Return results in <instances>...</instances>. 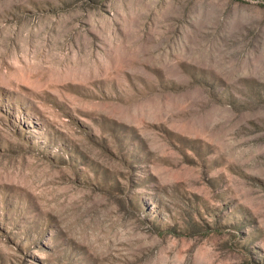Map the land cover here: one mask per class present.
Instances as JSON below:
<instances>
[{
    "label": "rangeland",
    "instance_id": "rangeland-1",
    "mask_svg": "<svg viewBox=\"0 0 264 264\" xmlns=\"http://www.w3.org/2000/svg\"><path fill=\"white\" fill-rule=\"evenodd\" d=\"M0 264H264V0H0Z\"/></svg>",
    "mask_w": 264,
    "mask_h": 264
}]
</instances>
